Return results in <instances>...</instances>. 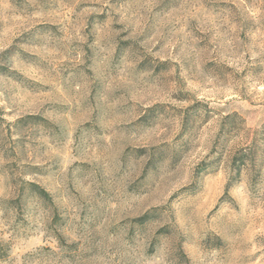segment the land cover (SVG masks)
Listing matches in <instances>:
<instances>
[{"label":"rangeland","instance_id":"1","mask_svg":"<svg viewBox=\"0 0 264 264\" xmlns=\"http://www.w3.org/2000/svg\"><path fill=\"white\" fill-rule=\"evenodd\" d=\"M263 124L264 0H0V264H264Z\"/></svg>","mask_w":264,"mask_h":264},{"label":"trees","instance_id":"2","mask_svg":"<svg viewBox=\"0 0 264 264\" xmlns=\"http://www.w3.org/2000/svg\"><path fill=\"white\" fill-rule=\"evenodd\" d=\"M238 117L236 113L230 114L227 118H234ZM264 143V124L262 127L256 131L255 137L252 140V144L247 149H241L233 156L232 163H233V174L235 177H238L243 169L246 167L248 163H253L254 160L258 157V149L261 144ZM207 165H200L199 172L206 169ZM29 186L34 189L36 195L50 199V194L44 188H42L39 184L34 182H28ZM232 184V178L229 179L228 187ZM146 216H143L145 218Z\"/></svg>","mask_w":264,"mask_h":264}]
</instances>
